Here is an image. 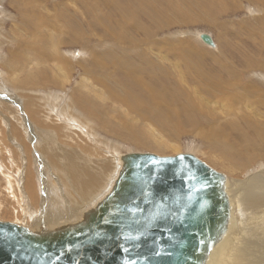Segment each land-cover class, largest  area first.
<instances>
[{
	"label": "bare ground",
	"instance_id": "obj_1",
	"mask_svg": "<svg viewBox=\"0 0 264 264\" xmlns=\"http://www.w3.org/2000/svg\"><path fill=\"white\" fill-rule=\"evenodd\" d=\"M70 1L79 12H70L67 5L56 2L49 18L50 14L31 8L28 0H16L25 12L18 10L21 12L15 17L33 38L18 41L12 50L8 47L11 84L23 92L20 97L9 98L14 107L7 105L10 113L2 122L7 124L11 144L19 150L25 148V161L39 165L44 173L50 172L48 179L56 185L47 186V179L42 176L44 180L40 177L37 191L33 182L36 175L30 166L18 168L10 157L15 152L8 151V170L0 164L7 206L15 212V208L22 207L24 198L25 203L39 201L40 207L27 206L25 212L18 209L23 221L0 220L33 231L80 221L110 192L121 169V155L127 153H121V149H151L159 153L175 150L176 137L193 131L207 148V155L203 153L207 161L235 176L231 178L223 172L228 177L232 220L229 232L211 250L206 264H264V169L250 167L253 161L264 158V92L253 81L243 82L241 78L248 69L264 70V39L243 22L246 25L239 26L232 35L240 38L244 32L249 44L245 43L248 49L242 47L237 52L222 32L216 35L218 48L214 43L210 46L214 51L207 52L191 46L186 39L169 43L171 40L155 37L158 31L174 24L198 20L216 23L218 16L232 11L238 0ZM255 1L264 5V0ZM181 4L192 5L197 12L192 14ZM246 19L249 23V17ZM250 19L256 20V29L264 25L261 16ZM83 20H88L87 26L101 30V40L94 43L98 50L82 48L83 45L74 51L62 50L70 43H90L82 32ZM221 28L226 33L227 27ZM43 29L48 31L43 33ZM252 32L257 37L255 42ZM56 33L64 37L58 38ZM196 33L199 39L201 32ZM19 54L24 65L32 60L30 57L34 60L23 77L16 58ZM75 74L79 80L73 82ZM263 74L253 76L262 78L260 83L264 84ZM181 81L194 84L192 92L197 97H190ZM208 100L214 105L221 102V109L225 108L223 117L215 114L217 108L209 107ZM243 106L251 110L246 111ZM17 126L27 139L24 147L15 144ZM219 160L222 166L214 163ZM20 189L23 198L18 195ZM4 201L0 199V210Z\"/></svg>",
	"mask_w": 264,
	"mask_h": 264
},
{
	"label": "water",
	"instance_id": "obj_2",
	"mask_svg": "<svg viewBox=\"0 0 264 264\" xmlns=\"http://www.w3.org/2000/svg\"><path fill=\"white\" fill-rule=\"evenodd\" d=\"M120 160L110 192L80 221L33 231L0 220V264H206L232 220L226 174L189 152Z\"/></svg>",
	"mask_w": 264,
	"mask_h": 264
},
{
	"label": "rangeland",
	"instance_id": "obj_3",
	"mask_svg": "<svg viewBox=\"0 0 264 264\" xmlns=\"http://www.w3.org/2000/svg\"><path fill=\"white\" fill-rule=\"evenodd\" d=\"M13 2H11V0H0V164L3 166V169H6V170H8L7 169V166H8V163H10V161L11 160H13V162L15 161V163H16V165H17V167L18 168H22V170H23V168H26V167H29L30 166V170H31V173L33 174V176H34V174L37 176V178H36V176H34V178H33V182H35V184H37V191L38 190H40V182H41V180H40V177H41V179H42V176L43 177H45L47 180H44V179H42V180H44L45 182H46V185L48 186H51V187H54L55 185H56V183L54 182V180H52V179H48V178H50L51 177V173L49 172V173H44L43 171H42V169L40 170V168H39V165L38 166H36L35 164L33 165V163L31 162V161H29V164L27 163V161H25L26 160V153H25V148H24V150H19V149H17V147H16V145L14 146V145H12L11 144V142H10V137H8L7 136V124H4L3 122H2V118H6L7 119V115H8V112L10 113V110L8 111L7 110V105H11L12 106V104H11V102H10V100H9V98H13V96L15 97V95L17 96H21V94H22V92H23V90H19V88L17 87V86H14V85H12L11 84V81L13 80V75H11V74H9L10 73V69L7 67V60H8V58H9V56H10V53H9V48L10 47H12V48H10L11 50L12 49H14V48H16V45H17V43H18V41H22L23 42V39H25V38H28L29 40H32V38H33V36H32V38H31V36H28L27 34H26V32L23 30V28L21 27V22H20V20L18 19L19 17L17 16V17H15L16 15H18V14H20V13H18V12H21L22 11V7H21V2H16V0H12ZM29 1V6L31 7V8H37V10L39 9L40 10V12L41 13H43V14H46L47 13V15L48 14H50V15H48V17L49 18H51L52 17V15H53V10H55L54 9V5H52V4H57L56 2H62L63 3V5L65 4V6L67 5V10L68 11H70V12H74V10H76L77 12H79V9H78V7H77V5L75 4L74 5V3L72 4V2L70 1V0H43V1H41V0H28ZM50 1V2H49ZM230 1V0H229ZM228 1V2H229ZM233 1V0H232ZM235 1H237V0H235ZM42 2H43V4H42ZM45 2H48V3H45ZM234 2V1H233ZM44 3H45V6H43L42 7V5H44ZM67 3V4H66ZM230 3V2H229ZM19 4V5H18ZM235 4V8L231 11V10H228V11H226V12H223V14H222V16H218V21H216V23L214 22V23H207V22H204L203 20H198V21H195V22H192V23H182L181 25L180 24H174V25H172V26H169L168 28H166V29H161V31H158L157 33H156V35H155V37L157 38V39H166V40H171L169 43H174V42H179V41H184V39H186V40H188L187 41V43H189V44H192L191 46H194L196 49H199L200 51H202V52H207V51H214V48H212V47H210V45H205V43H203L202 41H200V38L198 39V37H197V33L196 32H206V33H208V32H210L209 34L212 36V39H213V41H214V43H215V47H217L218 48V40H217V34H220L219 32H222L221 33V35L223 34H225L224 36H225V38H230V39H228L227 40V42L229 41L230 42V44H231V46H232V48H233V50L234 51H241V50H243V48L242 47H244V50L245 49H248V47L246 46L245 47V43L246 44H249L248 42H246L245 40L247 39V36L244 34V32L242 33V35L243 36H241L240 38L239 37H237V36H235L234 37V35H232V33L236 30V29H238L239 28V26H241V25H246V24H243V23H247V24H250L253 28H255L254 30H255V32L257 33L258 31H259V33L257 34V35H259L260 34V37L262 38V39H264V25H260V28L259 29H256V27H257V23L255 24V21L256 20H252V22H251V19L250 18H257V17H259V16H261L262 17V19L264 20V5L261 3V2H258V1H255V0H238V2H237V5H236V3H234ZM242 4V5H241ZM244 4V5H243ZM33 5V6H32ZM40 5V6H39ZM184 4H181L180 6H183ZM19 6L21 7V9H19ZM62 6V5H61ZM71 8H70V7ZM76 6V7H75ZM45 7H48V9L50 10H48L47 8H45ZM58 7H60V6H58ZM183 7H185V6H183ZM192 7V5L191 6H187V7H185V9L186 10H188L190 13H192V14H194L195 12H197V10L196 9H193V8H191ZM249 8V9H248ZM251 8V9H250ZM261 8H263V9H261ZM106 9V8H105ZM261 9V10H260ZM3 10V11H2ZM17 10V11H16ZM18 10H21V11H18ZM23 11L25 12V9H23ZM22 11V13H24ZM49 11V12H48ZM231 11V12H230ZM247 11H248V13H247ZM52 12V13H51ZM77 12H76V14H77ZM228 12H230V13H228ZM55 13V12H54ZM250 13V14H249ZM263 13V14H262ZM253 14V15H252ZM244 15V16H243ZM51 16V17H50ZM77 17L79 16V14L78 15H76ZM242 17H244V18H242ZM247 17H249V23H248V19H246ZM10 18V19H9ZM81 18H83V17H81ZM80 17H79V19H81ZM85 19V18H84ZM102 19L100 18V21H101ZM223 20V21H222ZM247 22H246V21ZM19 21V22H18ZM85 21H87L88 22V20H83V23H82V28L84 29V30H82V32L84 31V33H85V38H87L88 39V41L90 42V43H84L85 41H83V43H81V42H79V43H70V45H64V46H62L61 48H62V50H65L66 49V51H74V50H76L77 48H79L81 45H83V46H81L82 48L83 47H85V48H88V49H92V50H98V48L95 46V45H97L99 42L98 41H100L101 39H100V36H99V33H101V30H98L97 28H92V27H90V26H87V23L85 22ZM228 21V22H227ZM85 22V23H84ZM204 22V23H203ZM243 22V23H242ZM264 22V21H263ZM217 23H220L219 25V27H216L215 25H217ZM226 23V24H225ZM231 24V25H230ZM234 26H233V25ZM239 24V25H238ZM86 25V26H85ZM212 25V26H211ZM224 26L225 28H226V33H225V31L221 28V26ZM226 25V26H225ZM230 25V26H229ZM237 25V26H236ZM214 26V27H213ZM229 26V27H228ZM236 26V27H235ZM256 26V27H255ZM85 27V28H84ZM216 27V28H215ZM87 28V29H86ZM233 28H235V29H233ZM11 29V30H10ZM89 29V30H88ZM260 29H262V30H260ZM88 30V31H87ZM196 30V31H195ZM199 30V31H198ZM227 30H230V31H227ZM48 31V30H47ZM46 30H44L43 29V33H45V32H47ZM93 31V32H92ZM96 31V32H95ZM179 31H181V32H184V34H182V35H180V34H177ZM217 31V32H216ZM251 31V30H250ZM99 32V33H98ZM122 32V31H121ZM124 32V31H123ZM173 32V33H172ZM194 32H195V34L196 35H194ZM229 32L231 33V37H230V34H229ZM16 33V34H15ZM41 33V32H40ZM125 33V32H124ZM175 33V34H174ZM246 33V32H245ZM57 34V36H58V38H60V37H64L63 35H58V33H56ZM172 34H174V36L172 35ZM253 34H255L254 32H252V42H255L257 39V37L255 36V35H253ZM89 35V36H88ZM95 35V36H94ZM178 37H177V36ZM60 36V37H59ZM92 36H93V38H92ZM246 37V38H245ZM99 40H98V39ZM242 38V39H241ZM196 39V40H195ZM215 39V40H214ZM239 39V40H238ZM91 40V41H90ZM173 40H175V41H173ZM177 40V41H176ZM93 41V42H92ZM94 43H95V45H94ZM97 43V44H96ZM90 44H92L91 45V47L90 46H88V45ZM221 44H222V42H221ZM76 45H78V46H76ZM80 45V46H79ZM140 46H143V44H140ZM144 46H145V48L147 47H149V46H147L146 44H144ZM9 47V48H8ZM208 47H209V49H208ZM235 47V48H234ZM212 48V49H211ZM229 49H231V47H229ZM236 51V52H237ZM246 51H248V50H246ZM156 53V52H155ZM235 55V54H234ZM17 57V60L19 61L18 62V65H20V70L21 69H23L21 72H22V74L21 73H19L20 72V70L19 71H17V76L19 77L20 76V74H21V76L20 77H23V75L25 76V74H26V72H28V69H29V67H31L32 66V61H34L33 60V58L32 57H30L29 59H32V60H30V62H27L25 65L22 63V58H23V56H22V54H19V55H16ZM19 58H21V59H19ZM240 58L238 57V60H239ZM3 60V61H2ZM170 60L171 61H173V57L172 58H170ZM236 62H237V59H236ZM20 63V64H19ZM167 63V65L168 64H170L171 62L170 61H167L166 62ZM21 65H23V66H21ZM171 65V64H170ZM172 69V70H171ZM171 72H172V74H174V69L172 68V66H171ZM255 72V73H254ZM257 72V73H256ZM258 72H259V75H261V73H264V70L261 68V69H257V68H254V69H248V70H246V72H243L242 73V75H241V78H242V80H243V82H249V81H253L263 92H264V84H262V83H260V80L262 79V78H259V76H256V75H254L253 76V74H258ZM264 75V74H263ZM19 77V78H20ZM10 78V79H9ZM12 78V79H11ZM76 80H79V78H77V76H76V74L74 75V78L72 79V81L74 82V81H76ZM252 82V83H253ZM181 84H182V86L185 88V89H187L188 90V92H189V96L190 97H197V94H194L192 91L193 90H195V86H194V84H192V83H187V82H182L181 81ZM186 86V87H185ZM17 87V88H16ZM191 88V89H190ZM204 89H206L205 87H203ZM16 89V90H15ZM21 91V92H20ZM45 91H43V93H44ZM192 92V93H191ZM191 94V95H190ZM12 96V97H11ZM6 99V100H5ZM218 99V98H217ZM208 101H210V100H208ZM210 103L211 104H209V107H211V108H213V107H216L217 108V110H215V114L216 115H218V116H220V117H223L224 116V114H223V112L225 111V108H223V109H221V107H222V104H221V102H219V104L221 105V106H219V104H216L215 103V105L212 103V100L210 101ZM218 103V102H217ZM12 107H14V106H12ZM17 107V106H16ZM248 107H249V105H248ZM243 108L246 110V111H249V110H251V109H247L245 106H243ZM18 109V108H17ZM19 110V109H18ZM12 112H14L13 110H11ZM218 111V112H217ZM11 112V113H12ZM261 122H263L264 123V117L261 119ZM4 125V126H3ZM21 129L19 128V126H17V133H16V135H15V144H19V145H21V147L23 146L24 147V145H23V143H24V141L25 142H27L26 140V138H25V135H24V133L22 132V130L20 131ZM192 132V133H191ZM190 133L189 132H184V133H180V135L178 136V137H176V138H178V139H175V143L177 144V146H178V149H175V150H166V151H164V152H162V153H159V152H154L153 150H151V149H134V148H132V149H121L120 150V152L121 153H124V152H128V151H133V150H135V151H143V152H151V153H155V154H158V155H171V154H174L175 152H179V151H181V152H193V154H195L198 158H200V159H202L204 162H206L208 165H210V166H212L213 168H215V169H217V170H219V171H222V172H225L228 176H231V178H234L235 176H233V175H231V174H229L228 172H226V170H223V169H220V168H218V167H216V166H214V165H211L208 161H207V157L205 158L204 157V155H203V153H205L206 155H207V148L203 145V142H201V138L199 137V136H197L193 131H191ZM20 135V136H19ZM22 136H24V137H22ZM9 140H8V139ZM19 139V140H18ZM21 141H23V142H21ZM177 141V142H176ZM170 143V142H169ZM179 143V144H178ZM31 143H29V145H30ZM196 145V146H195ZM13 146V147H12ZM181 146V147H180ZM12 147V148H11ZM13 151V153L14 154H12V156L10 155V157H12V158H14V159H11V158H9L8 159V157H9V154L10 153H8V151ZM16 150H18V151H16ZM192 150V151H191ZM17 152H18V154H17ZM23 153H25V154H23ZM30 154H32V156L34 155V152H32L31 151V153ZM8 156V157H7ZM25 158V159H24ZM11 159V160H10ZM22 159V160H21ZM18 161V162H17ZM214 163H217V164H219L220 165V160L219 161H214ZM43 165V164H42ZM22 166V167H21ZM24 166V167H23ZM26 166V167H25ZM220 166H222V165H220ZM256 166V167H255ZM251 168H254V170H263L264 169V158H260V159H257V160H255V161H253V163L251 164V166H250ZM41 168H43V166L41 167ZM14 170V169H13ZM40 172H39V171ZM38 172V173H37ZM45 174H46V176H45ZM40 175V176H39ZM49 175V176H48ZM1 177V176H0ZM238 178H241V177H238ZM40 180V181H39ZM4 181L2 180V179H0V196H1V198L0 199H2V200H5L4 202L5 203H2V209L0 210V215L1 214H3L2 216H0V218L1 219H4L5 218V220H11V221H13V220H22L23 221V215L22 214H20L19 213V210H22L23 212H25L24 210L27 208V206H28V208L30 209L31 207L34 209L35 207L36 208H38V207H40L38 204H39V201H37L36 202V204H34V203H32V202H27V203H25L24 202V198H23V191H21V189L19 190V196L21 197V198H23L22 199V204H21V206L22 207H20V208H15V212H12V210H10L9 208L10 207H8L7 206V204H9V203H6L7 202V197H6V195L4 194V188H5V184L3 183ZM52 182V183H51ZM3 183V184H2ZM51 183V184H50ZM53 184H55L54 186H53ZM46 187V186H45ZM50 187V188H51ZM20 192H21V194H20ZM39 194H40V191H39ZM20 197H19V200H20ZM19 200H18V202H19ZM4 204V205H3ZM29 204H31V206H29ZM33 205V206H32ZM5 206H6V208H5ZM24 207V208H23ZM4 208H5V210H4ZM8 208V209H7ZM27 208V209H28ZM5 211V212H4ZM17 211V212H16ZM27 211V210H26ZM6 213V214H5ZM23 214H25V213H23ZM5 216V217H4ZM16 218H15V217ZM8 217H10V218H8ZM21 217V218H20ZM8 218V219H7ZM14 218V219H13Z\"/></svg>",
	"mask_w": 264,
	"mask_h": 264
}]
</instances>
